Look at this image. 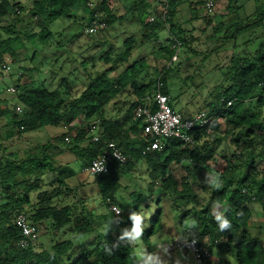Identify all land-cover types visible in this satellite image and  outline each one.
I'll return each instance as SVG.
<instances>
[{
  "label": "trees",
  "instance_id": "trees-1",
  "mask_svg": "<svg viewBox=\"0 0 264 264\" xmlns=\"http://www.w3.org/2000/svg\"><path fill=\"white\" fill-rule=\"evenodd\" d=\"M109 1L99 0L88 7L91 0H0V23L4 18L9 22L5 27L0 26V78H12L5 67L10 68L23 54L25 43L35 40L46 43L52 36L50 26L57 20L76 18L84 22L88 19L82 26L84 34V28L91 24L93 13L97 12L107 28L86 36L105 33L110 25L126 17V13L118 16ZM205 1L192 2L190 11L193 14L185 21L192 24L195 19L202 20L203 41L211 45L203 52L191 47L192 42L199 41L195 33L202 27L192 24L182 28L175 23L177 0H168L165 18L156 16L153 22H148V16L153 13L150 12L151 4L147 0H134L128 11L137 16L141 42L138 44L130 36L120 47L106 49L96 59L104 70L86 77L87 84L80 80L70 82L69 78L63 77L53 90L43 85L32 89L33 81L27 73H34L35 68L20 67L17 78H12L15 91L7 90L16 96L15 105L9 107V98H0V140L8 141L48 127L60 128L62 132L42 144L29 147L22 155L3 152L0 156V264H144L137 251L144 243L146 254L157 253V246L151 244L150 239L162 223L161 200L156 201L158 207L154 213L146 204L155 188H161V197H169L172 207L180 212L178 236L196 239L198 243L204 241L203 245L208 242L211 254L213 248H223L237 264H264V243L250 231V205L258 204L264 215V39L255 37L258 30L264 29V4L241 15L243 5L238 0H225L226 15L197 16L196 9ZM80 9L82 14L85 13L81 17L77 12ZM162 30L168 32L165 43L158 38ZM239 38L244 40L240 43ZM151 40L158 42V55L170 63H174L171 58L177 43H180V49H186L184 56L188 52L203 59L226 56L224 63H220V72L213 81L216 84L210 95L208 93L207 101L194 112L177 110L183 117H188L205 108L209 121L191 133L192 147L176 139H167L160 152L142 154L147 142L140 136V121H132V111L145 104V96L152 93L158 81L162 84L161 93L170 97L169 105L173 109L175 101L167 84L169 67L158 70L152 66L154 73L151 74L146 57L130 62L134 49ZM85 63V60L80 62V67L85 68ZM77 85H84V88L75 96L72 90ZM129 91L133 100L124 108L121 118H106L105 109ZM18 106L20 112L15 109ZM121 109H117L118 113ZM79 120L82 123L76 125ZM220 120L224 126L222 131ZM90 123L99 126L101 140L98 143L90 142L86 137L85 129ZM67 136L71 137L69 143L65 142ZM110 141L121 150L126 162L112 164L107 174L96 177L100 189L99 207H105L112 214L110 219L99 214L106 221V227L99 232L92 211L83 205L77 207L75 203L62 202L71 191L66 181L75 172L69 167L71 161L62 163L60 158L68 154L81 166L87 165ZM222 144L228 156L218 152ZM216 156L225 161L222 172L209 166ZM139 160H144L148 167L147 195L130 194L131 207L124 209L122 214H114L109 208L116 203L118 179ZM174 164L184 167L187 172L180 184L170 174ZM216 176L222 182L219 190L210 186L219 182ZM192 184L199 186L200 195L194 193ZM47 186L49 188H45ZM217 203L221 206L218 211L224 212L232 225L223 232L213 216V206ZM132 212L143 215V225L155 215L150 220V228L145 225L137 244L119 239L124 229L131 230L133 226L129 218ZM19 214H24L39 228L37 239L26 249L16 246L20 229L15 219ZM193 219L197 224L190 227ZM186 220H189L188 224H185ZM67 232L72 240L57 238L58 234ZM40 235H44L45 243L38 242ZM87 235L93 237L92 242L80 240ZM56 238L58 240L54 241ZM76 243L81 246L78 251L74 249Z\"/></svg>",
  "mask_w": 264,
  "mask_h": 264
},
{
  "label": "rangeland",
  "instance_id": "rangeland-1",
  "mask_svg": "<svg viewBox=\"0 0 264 264\" xmlns=\"http://www.w3.org/2000/svg\"><path fill=\"white\" fill-rule=\"evenodd\" d=\"M99 0H91L92 3L96 4ZM151 4V11L157 13L159 9L160 2L156 0H147ZM176 6V21L179 26L182 28H187L192 24L195 27H202L203 23L201 19H195L193 23L188 24L187 21L193 14V11H190V4L195 0H177ZM134 0H110L109 4L112 8H115L118 16L126 13V17L122 20H118L108 27L105 33H98L93 36H86L83 34V24L86 21L82 22L80 19L76 18H62L57 20L50 26L52 36L49 40L44 43L39 40L31 41L25 43L26 50L22 55L25 54L26 57L22 61H14L10 65V74L13 79L17 78V73L20 67L35 68L34 73H27V77L30 81H33L30 88H37L43 85L49 90H53L59 80L63 77L69 78L70 82H83L84 85L87 84L89 76H94L95 71L104 70V67L97 62L96 59L104 53L106 49L120 47L125 38L133 36L136 39V42L139 44L142 40L140 27L136 23V14L129 12L128 10L132 6ZM217 8L215 11L216 16L226 15L227 6L225 0H219L217 2ZM239 4L243 5L242 14H247L250 11H253L256 6L264 4V0H238ZM194 6V5H193ZM197 8V16H206L203 10V5ZM117 9V10H116ZM194 9V8H193ZM8 21L4 18L0 26H7ZM198 30L195 33L196 37L199 38V41L192 42L191 47L198 52H203L207 49H210L211 45L208 42H204L203 29ZM201 31L202 34L201 35ZM81 34V35H80ZM75 35H79L75 38ZM259 36L264 39V29L258 30L255 34V37ZM168 37V32L162 30L159 35V41L162 43L166 42ZM244 40L239 38L241 43ZM102 42L104 44H100ZM159 45L158 42L152 41L149 43H144L142 47H137L134 49L130 62H133L140 57H146L147 63L149 65V72L154 73V68L157 67L158 70L169 67L170 71L168 74L167 84L171 96L175 99L173 102V107L177 110L183 112H188L186 110L196 111L199 109L205 101H207L208 93L212 88H214L213 81L217 73H219L220 63L223 62L226 56H214L213 58L207 57H197L190 55L192 52H188L186 56L185 48L180 49V56H178L177 61L170 63L164 57L159 56L158 54ZM153 52V53H152ZM31 56H35L33 59ZM223 58V61H222ZM83 60L86 61L85 68L80 67V62ZM99 64V65H98ZM123 68L120 69V71ZM220 76V74H219ZM5 78L0 80V98L7 99L8 106L12 107L15 105L16 96L14 94L8 93L7 90L12 88V85L15 83L14 80ZM80 80V81H79ZM84 85H77V88L72 90L73 95L79 94ZM210 95V93H209ZM133 97L131 92H124L121 94L113 103H111L105 109L106 118H111L112 120H117L121 118L122 112L125 110L128 105L132 102ZM115 103V105H113ZM121 109V113H118L117 109ZM203 108V107H202ZM201 108V109H202ZM205 110V108H203ZM222 125L220 130L224 129L223 121H219ZM81 120L77 121L75 124H81ZM49 128V127H48ZM41 131V132H28L22 136H15L10 140H0V156L3 155V152H17L19 155H22L29 147L34 145H39L47 141L50 137H55L59 135L62 130L60 128H52ZM1 134V133H0ZM222 144L218 152L223 155L228 153L224 150ZM73 156L65 154L60 162L62 163H71L69 167L72 168L75 172V175L69 178L66 183L71 191L67 196L64 197L63 203H75L77 207L83 205L86 210L92 211L96 220V226L98 231L101 232L106 227V221L99 214H105L110 219L112 214L108 213V210L105 207H99L100 199V189L98 186L96 176H90L86 173H83L81 170V164L77 161H73ZM215 170H223L225 167V161L222 157L216 156L212 161L209 162ZM186 169L179 165H172L170 169V174L172 178L180 184L182 180L186 177ZM119 189L115 193V206L123 213L124 209L131 207L132 199L130 194L135 193L142 196L147 195V186L149 183L148 176V167L144 160H139L135 163L133 168L120 176L118 179ZM158 187V186H157ZM194 188V193L196 195L201 194L199 186L192 184ZM45 188H49L48 186ZM161 188H155L153 191L152 198H148L146 204L150 206L151 213L156 211L158 205L156 201L159 199L160 207L162 210V223H160V229L156 230V234L150 239L151 244L157 246V253L164 261L165 264H195L192 256L190 254H169L164 245L169 242L174 236H178V228L181 227L180 222V212L177 208L172 207V203L169 197H161ZM135 197V196H134ZM77 201L79 203H77ZM82 202V204L80 203ZM203 203V202H201ZM123 208V209H122ZM252 211V219L250 222V231L254 236H258L262 243H264V215H262L261 208L258 204L253 203L250 205ZM80 209V208H78ZM219 209V208H218ZM217 209V211H218ZM154 214L149 217V220L145 225L150 228V220L154 218ZM145 223V222H144ZM189 220L185 221V224H188ZM155 225V224H154ZM158 228V226H156ZM42 234V232H40ZM59 240L71 239V235L67 234H58L57 237ZM55 239L54 241L58 240ZM93 237L87 235L81 237V241L92 242ZM78 242H81V241ZM39 243H45L44 235H40L38 238ZM79 243L75 244V250L78 251L81 246ZM146 247L144 243L137 251L139 258L142 260V253H145ZM146 254V253H145ZM237 264L236 259L225 249L213 248L211 259L208 264Z\"/></svg>",
  "mask_w": 264,
  "mask_h": 264
},
{
  "label": "built area",
  "instance_id": "built-area-1",
  "mask_svg": "<svg viewBox=\"0 0 264 264\" xmlns=\"http://www.w3.org/2000/svg\"><path fill=\"white\" fill-rule=\"evenodd\" d=\"M160 2L157 13L148 16V22H153L156 16L164 19L167 15L168 0H156ZM217 0H206L203 4L205 15H212L217 8ZM88 7H92L93 3H88ZM107 28L105 21L99 19L97 12L93 13L91 24L84 28V34L90 35L97 31H102ZM180 43H177L176 52L171 58V62L178 59ZM9 67H5V71H9ZM161 82L158 81L155 89L151 94H147L144 98L145 104L137 106L132 111V121H140L139 132L140 136L146 139V145L142 154L151 153L154 151L160 152L164 148L167 139H176L182 143L193 146L191 133L193 130L206 125L209 119L206 118L205 110L193 116L183 117L179 112L175 111L170 105V97L161 93ZM8 91L14 92V88H9ZM230 105V103H228ZM17 112L21 111L18 106L15 108ZM86 137L90 142L98 143L101 140V132L96 123H90L86 127ZM71 137H65V142L69 143ZM126 162V157L123 155L117 145L110 141L106 142L104 149L98 154L89 164L82 167V172L90 176H101L109 172L112 164L123 165ZM97 166L105 168L103 171H97ZM222 172V170H218ZM110 211L117 214L120 210L117 206L111 205ZM16 225L20 229V237L16 242L19 249H26L37 239L39 228L32 225L24 214H19L15 219ZM204 241L198 243L196 239L176 236L173 237L166 245L165 249L169 254L183 252L190 254L195 264H208L211 258V251L208 247V242L203 245Z\"/></svg>",
  "mask_w": 264,
  "mask_h": 264
},
{
  "label": "clouds",
  "instance_id": "clouds-1",
  "mask_svg": "<svg viewBox=\"0 0 264 264\" xmlns=\"http://www.w3.org/2000/svg\"><path fill=\"white\" fill-rule=\"evenodd\" d=\"M82 167L83 166H81V169H82ZM104 169L105 168L99 167V166H97V168H96L97 171H103ZM216 177L219 179L218 176H216ZM210 186L219 190L222 187V182L219 179L218 183H213ZM220 207L221 206L219 203H217L213 206V209H214L213 210V216H214L215 222L217 223V225L219 227V230L223 232L226 229H230L232 227V225H231V222L229 221V219L225 218L224 212L216 211V209H218ZM118 214H119V212H117V215ZM129 218L132 220L133 226H132L131 230L124 229L123 234L119 237V239L120 240L127 239L130 244H137L140 242V239L143 235V231H144V227H145V225H143V215L138 214L136 212H132L130 214ZM196 224H197V221L193 219L190 222V227H194V226H196ZM165 245H164V249H165ZM145 253H146V251H145ZM145 253H142V259L144 261V264H165V261L158 254H156V253L145 254Z\"/></svg>",
  "mask_w": 264,
  "mask_h": 264
},
{
  "label": "crops",
  "instance_id": "crops-1",
  "mask_svg": "<svg viewBox=\"0 0 264 264\" xmlns=\"http://www.w3.org/2000/svg\"><path fill=\"white\" fill-rule=\"evenodd\" d=\"M198 8H200V7H198ZM77 12H79L78 16H80V17L83 16V15H85V13L82 14L81 9L78 10ZM80 12H81V13H80ZM86 21H88V19H87ZM25 58H26V56L21 55V56H18V57H17V60L22 61V60L25 59ZM0 80H1V82H2L3 78H0ZM174 110L177 111V109H175V108H174ZM189 111H190V110H189ZM188 113H189V112H188ZM191 113H192V112H191Z\"/></svg>",
  "mask_w": 264,
  "mask_h": 264
}]
</instances>
